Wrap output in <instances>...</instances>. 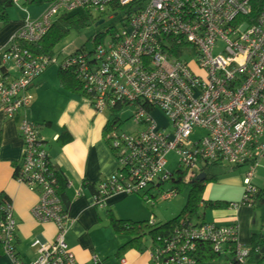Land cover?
Returning a JSON list of instances; mask_svg holds the SVG:
<instances>
[{"label":"built area","instance_id":"built-area-1","mask_svg":"<svg viewBox=\"0 0 264 264\" xmlns=\"http://www.w3.org/2000/svg\"><path fill=\"white\" fill-rule=\"evenodd\" d=\"M18 1V0H17ZM114 0H56L37 20L26 18L23 28L1 54L18 76L0 71V113L21 117L19 132L23 158L14 178L38 193L31 213L39 225L53 224L52 243L36 242L39 255L33 264H80L69 247L70 226L56 189V173L40 138V128L27 112L28 91L48 68L52 57L35 56L22 45H37L56 19L81 9L100 15ZM134 11L126 15L121 33L97 46L86 57L65 61L83 84L90 106L99 114L136 107L137 135L114 133V147L122 154L121 172L98 185L95 205L115 195L142 194L153 180H168L167 157L176 153L178 168L199 177L207 165L250 166L243 182L246 195L231 209L253 205L252 184L258 161L264 159V10L254 23L241 21L256 9L257 0H119ZM260 3V2H259ZM264 6H262L263 8ZM161 112L168 127L153 118ZM202 138L192 142L195 131ZM167 133V134H165ZM173 194H164L169 201ZM0 245L11 264H23L15 255L18 224L12 206L0 210ZM236 223L182 229L150 250L153 264H197L198 243H208L224 264H264V244L251 255L239 241ZM264 241V222L261 234ZM93 256L88 264H100ZM117 264H127L125 258Z\"/></svg>","mask_w":264,"mask_h":264},{"label":"crops","instance_id":"crops-1","mask_svg":"<svg viewBox=\"0 0 264 264\" xmlns=\"http://www.w3.org/2000/svg\"><path fill=\"white\" fill-rule=\"evenodd\" d=\"M24 4L25 1H22L20 6L25 9L29 5L36 6ZM28 10L20 9L24 15L22 19L10 15L12 23L0 30V71L13 78L18 74L14 68L12 72L8 65L3 64L1 54L23 28ZM28 95L32 105L27 116L40 128L44 149L66 184L64 195L69 203L66 215L70 226V250L80 264L90 263L95 255L105 260V244L108 243L106 212L112 211L116 218L123 220L118 214V207L129 200L126 195L112 196L105 201L103 208L94 202L91 187L97 188L101 182L119 174V165L103 137L107 120L94 118L80 97L66 94L59 87L58 79L54 82L46 74L33 83ZM20 123L21 117L9 120L0 113V198L10 202L18 224L16 240L19 258L23 264H33L40 250L39 246L33 245L37 241L52 243L56 227L53 224L41 226L36 223L31 211L38 204V193L20 185L14 178L24 152ZM207 190L205 198L211 202L236 203L243 198V189L229 180L212 184ZM151 194L157 195L155 192ZM240 209L228 210L238 212ZM238 219L239 216L215 221L216 225L228 226L232 223L239 225ZM238 237L243 245H249L252 236L249 237L247 227L241 225ZM0 264L11 262L3 256L0 257Z\"/></svg>","mask_w":264,"mask_h":264},{"label":"trees","instance_id":"trees-1","mask_svg":"<svg viewBox=\"0 0 264 264\" xmlns=\"http://www.w3.org/2000/svg\"><path fill=\"white\" fill-rule=\"evenodd\" d=\"M22 1H25L24 5H41L45 4L48 6V8L56 2V0H0V30L12 23L9 15V11L15 7V5H20ZM119 0H114V2L110 5L109 10L114 12L112 16L114 18H117L120 23H125V17L129 13V11L132 13L134 11L133 8H130L129 6H123L119 2ZM258 4L256 5V9H253L250 15L247 17H242L241 21L247 22V23H254L256 19L261 15V13L264 10V0H257ZM260 2V3H259ZM23 7V6H22ZM99 15V18H95L93 15V11L90 9H81L69 14H62L59 16L56 21L54 22L53 27L51 30L47 33V35L42 39L40 43L37 45H22L24 49H27L30 53H32L35 56H46V57H52L55 49L58 47V45L69 36V34L72 31L79 32L80 30H83L89 25L95 22H100L101 16ZM103 41H101L100 36L98 35L94 39V46L97 47L99 45H103ZM94 51V50H93ZM93 53V52H92ZM84 50L81 51L80 54L77 56L79 57H86ZM74 57V56H73ZM76 57V56H75ZM4 70V69H3ZM46 73V72H45ZM44 73V74H45ZM76 73L73 71H67L63 70V68L60 66V70L58 72V83L61 90H63L66 94L71 96H79V97H86V91L84 90L83 84L79 81L78 77L75 75ZM3 75L6 76V74L3 73ZM136 110V107H132ZM124 109L129 108H121L120 106L116 108L115 110L109 111L112 118H114L113 114H116L117 112L123 111ZM137 113V111H136ZM134 116V115H133ZM107 120V125L104 130V141L105 144L108 146L109 150L111 151L113 157L116 159L118 165H119V173L121 172V165H120V159L122 152L114 147V143L112 141V135L109 133L110 129L115 130V125H117L118 119L115 118V120ZM138 126V125H136ZM141 127V126H140ZM114 133H116L114 131ZM140 133V132H139ZM64 138V135L63 137ZM1 148V144H0ZM254 163H247L246 165L242 166H232L227 167V171L233 172L235 170H238L242 167H248L250 168L251 165ZM54 173H56V189L59 197L61 198V201L64 205V213H67L69 203L65 199V189L66 184L64 182V177L62 174L58 171V169L54 166H52ZM219 167V165H207L203 169L206 173V181L205 182H199L197 181L198 177H189L188 174L180 171L179 169L176 170L175 174L177 175V178L174 179L172 174L168 175V180L162 182V179L159 180H153L148 184L147 190L142 194H132L139 196L144 202L149 203V199L151 198L154 202H156L157 195L163 196V190L162 185L165 183L171 184V190L169 193L173 194V198L175 195L179 194L184 188H189V193L187 196L186 206L181 213L180 216H178L176 219L164 223V224H156L154 220L151 221H131V220H122L115 217L114 213L112 211L106 212V221H107V227L111 229L116 235L119 236H128L131 239L126 242L124 245H122L115 254V259L118 263L121 259H123V254L126 251H129L131 249L138 248V244L142 239H145L148 237L151 240V248L155 245H159L163 242V239L169 238L171 235H174L176 232H179L182 229H187L189 227H199L206 224H209L206 222V214L208 211H219V210H228L233 203H222V202H211L206 200V192L210 185L215 184L219 181V176H215L212 174V169ZM119 175V174H117ZM116 176V175H115ZM245 180V179H244ZM253 183V181H252ZM92 188L93 191V198L97 196L98 194V187ZM151 192H155L157 195L154 196L151 194ZM168 193V194H169ZM131 195V194H130ZM246 195V192L243 188V197ZM116 196V195H115ZM172 198V199H173ZM251 199L253 202V205L250 206V208H253L259 201H264V190H259L255 188V193L251 194L248 199ZM242 201V200H241ZM239 203H242V202ZM9 203L7 199L0 198V210L1 207L5 204ZM105 203L102 205H96L98 207L104 206ZM155 203H151L152 206H154ZM248 207V204L247 206ZM103 208V207H102ZM1 217V214H0ZM262 223L264 222V213L262 217ZM43 226V225H41ZM264 244V241L262 239L261 235H252L250 239V243L248 245L251 255L254 253L255 249L258 247H261V245ZM195 252L194 254L197 264H209L210 262L214 261L215 259H218V255L213 251L212 247L208 243H198L195 246ZM15 255L19 257L18 251H17V243L15 245ZM4 256V252L2 249V246L0 245V257ZM100 259V264H108V259ZM36 261V260H35ZM34 261V262H35Z\"/></svg>","mask_w":264,"mask_h":264},{"label":"rangeland","instance_id":"rangeland-1","mask_svg":"<svg viewBox=\"0 0 264 264\" xmlns=\"http://www.w3.org/2000/svg\"><path fill=\"white\" fill-rule=\"evenodd\" d=\"M20 9L28 10L27 17L28 19L41 17L47 10L48 6L45 4L36 5V6H26V9L21 7L20 5H15L13 9L9 11V15L19 16L18 18H24V15L20 12ZM94 17L99 18L98 13L93 12ZM101 20L104 22L103 25L97 26L99 22H95L89 25V27L77 31H72L68 37H66L55 49L52 59L55 60V64H52L48 70L46 71V75L54 81L57 82L58 72L60 70V66L70 57L77 56L81 53V51H86L92 53L96 48L94 46V39L99 35L101 41L108 42L110 41L116 34H119L123 30V23H120L117 18H114L111 13H106L101 16ZM12 40V39H11ZM9 69L13 70L12 65H8ZM16 71V70H15ZM79 97V96H78ZM89 107V111L93 115V117L101 118L103 121L105 120H115L118 119L117 125H115V130L110 129V135L116 133H127L131 135H137L139 132L143 130L142 126H136L133 123V115L136 113L134 108L124 109L123 111L117 112L113 114L114 118L110 117L111 114L107 110L103 114H99L96 112L91 106L90 101L86 97H80ZM154 120L158 123L160 127H168V121L164 117V115L155 111L153 113ZM112 121V123H113ZM167 134V133H165ZM203 133L199 130L195 131L194 136H192V142H197L200 138H202ZM179 156L174 152L167 157L168 164L166 166V172L168 174H172L173 178L176 179L177 175L175 174L178 163ZM227 166L222 165L216 168H213L212 174L215 176H219V181L222 182L224 180H229V182L235 186L241 187L243 189V182L246 178V174L249 171L248 167H242L233 172L227 171ZM189 179L190 175H187ZM253 186L259 190H264V159L258 161V165L255 170V176L253 178ZM171 184L165 183L162 185L163 195L168 194L171 190ZM208 191V190H207ZM189 193V188H184L179 194L175 195V197L169 201H164L162 199V195H157L156 202H154L151 198L148 202H144L137 195H126L129 198L128 201H124L118 207V214L124 218L123 220H131V221H149L155 220L156 224H164L176 219L183 212L187 196ZM243 197V194H242ZM242 200V198H241ZM239 200L236 203H239ZM155 203L154 206L151 203ZM235 203V202H233ZM241 212V213H240ZM264 213V201H259L253 208H241L240 211L233 210H219V211H208L206 214V222L208 223H216L217 219H226L239 216L238 226L241 225L246 226L248 229V236L252 235H260L261 234V221ZM217 226H224L218 224ZM106 241L108 243L105 244V248L107 249L105 252V258L108 259V264H117L115 259V254L117 250L128 242L131 238L126 236L116 235L111 229L106 228ZM138 248L131 249L126 251L123 254V257L126 259L127 264H153L150 258V250H151V240L146 237L142 239L140 243L137 245ZM224 259H215L209 264H224Z\"/></svg>","mask_w":264,"mask_h":264},{"label":"water","instance_id":"water-1","mask_svg":"<svg viewBox=\"0 0 264 264\" xmlns=\"http://www.w3.org/2000/svg\"><path fill=\"white\" fill-rule=\"evenodd\" d=\"M103 21H100L98 24H97V26H101V25H103ZM197 181H199V182H205L206 181V174H202V175H200L198 178H197Z\"/></svg>","mask_w":264,"mask_h":264}]
</instances>
